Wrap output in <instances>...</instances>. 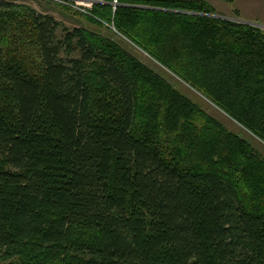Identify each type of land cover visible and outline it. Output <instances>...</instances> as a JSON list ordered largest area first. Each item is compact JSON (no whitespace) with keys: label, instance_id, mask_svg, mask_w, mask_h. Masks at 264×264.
I'll list each match as a JSON object with an SVG mask.
<instances>
[{"label":"trees","instance_id":"obj_1","mask_svg":"<svg viewBox=\"0 0 264 264\" xmlns=\"http://www.w3.org/2000/svg\"><path fill=\"white\" fill-rule=\"evenodd\" d=\"M102 1L79 14L264 144V30ZM0 264H264V156L110 39L0 0Z\"/></svg>","mask_w":264,"mask_h":264},{"label":"rangeland","instance_id":"obj_2","mask_svg":"<svg viewBox=\"0 0 264 264\" xmlns=\"http://www.w3.org/2000/svg\"><path fill=\"white\" fill-rule=\"evenodd\" d=\"M15 3H23L30 8L41 12L52 15L56 21L60 22L62 26L66 28L73 27H81L88 29L102 37L108 38L111 41L115 42L117 45L126 49L133 57H135L138 61L143 63L147 68L151 71L160 75L164 80L169 82L175 89H177L180 93H182L185 97L191 100L193 103H196L205 113L208 115L218 119L226 129H229L233 132H236L242 138H244L248 143L256 148L262 156H264V144L258 140L254 135L250 132L242 128L236 121L226 115L222 110L216 107L210 100L204 97L202 94L197 92L187 83L176 77L173 73L163 67L160 63L150 57L146 52H144L140 47L130 42L127 38L119 34L112 24L103 23L98 24L87 20L83 15L79 13L86 12V9L90 8L89 3L82 2L81 4H76L73 7L71 2H69V6L65 8L57 3V0H10ZM79 1V0H77ZM95 1V0H94ZM101 1L102 0H97ZM114 0H111L113 2ZM61 3V2H60ZM100 3V2H99ZM117 5L119 3L116 0ZM75 4V3H73ZM68 5V4H67ZM116 5V6H117ZM115 6V8H116ZM112 9L114 8L111 6ZM228 18L232 21L240 20L235 16H228ZM59 34H61L62 30L59 28ZM27 57L30 61L35 62L36 54L32 52L27 54Z\"/></svg>","mask_w":264,"mask_h":264},{"label":"crops","instance_id":"obj_3","mask_svg":"<svg viewBox=\"0 0 264 264\" xmlns=\"http://www.w3.org/2000/svg\"><path fill=\"white\" fill-rule=\"evenodd\" d=\"M220 16H235L264 29V0H205ZM235 12L236 15H235Z\"/></svg>","mask_w":264,"mask_h":264},{"label":"bare ground","instance_id":"obj_4","mask_svg":"<svg viewBox=\"0 0 264 264\" xmlns=\"http://www.w3.org/2000/svg\"><path fill=\"white\" fill-rule=\"evenodd\" d=\"M82 2H88L89 3V7L90 8H88V9H91L92 8V5L94 4V3H99V2H101V1H97V0H79V1H77L76 0V3H78V4H81ZM112 5H113V3L112 2H110ZM214 16L215 17H219V18H223V19H229L228 17H225V16H220V15H217V14H214ZM230 20V19H229ZM236 22H239V23H246V24H250V25H253V26H255V27H258V28H260V29H262V30H264L263 28H261L258 24H253V23H248V22H244V21H239V20H235Z\"/></svg>","mask_w":264,"mask_h":264},{"label":"built area","instance_id":"obj_5","mask_svg":"<svg viewBox=\"0 0 264 264\" xmlns=\"http://www.w3.org/2000/svg\"><path fill=\"white\" fill-rule=\"evenodd\" d=\"M57 1L64 3V4H68V5H69V2H71L70 5H72L73 7H77V6H75L77 4L76 0H57ZM73 3H75V4H73ZM112 3H113V7H114L113 9H115V6L117 5L116 0H114Z\"/></svg>","mask_w":264,"mask_h":264}]
</instances>
